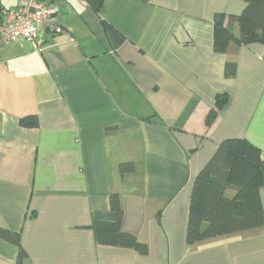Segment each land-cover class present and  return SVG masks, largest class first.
Segmentation results:
<instances>
[{
	"label": "crops",
	"instance_id": "obj_1",
	"mask_svg": "<svg viewBox=\"0 0 264 264\" xmlns=\"http://www.w3.org/2000/svg\"><path fill=\"white\" fill-rule=\"evenodd\" d=\"M45 1L62 33L0 48V228L19 234L23 264H264V225L185 241L194 179L218 145L245 139L264 160V45L212 44L214 16L240 15L243 0ZM16 3L0 0V18ZM27 116L36 128L19 125ZM112 194L146 254L96 244L91 217ZM259 196L264 216V180ZM16 260L0 240V264Z\"/></svg>",
	"mask_w": 264,
	"mask_h": 264
},
{
	"label": "trees",
	"instance_id": "obj_2",
	"mask_svg": "<svg viewBox=\"0 0 264 264\" xmlns=\"http://www.w3.org/2000/svg\"><path fill=\"white\" fill-rule=\"evenodd\" d=\"M85 1L94 11H98L104 0ZM243 2L244 9L240 15L214 16L212 44L215 53H226L231 44L264 45V0ZM103 26L108 37L117 40L116 44L124 40L113 27L106 23ZM227 101V95H217L211 112L220 110ZM19 125L36 128L38 121L35 116H27L19 120ZM132 171L130 163L119 166L122 177ZM263 180L264 160L260 150L245 139L223 140L194 179L189 198L186 245L263 227L264 216L259 196ZM122 217L119 198L112 194L109 197V211L95 213L91 217L89 228L96 244L146 254L147 247L121 229ZM0 240L16 247V264H23L27 255L20 245L19 234L0 228Z\"/></svg>",
	"mask_w": 264,
	"mask_h": 264
},
{
	"label": "built area",
	"instance_id": "obj_3",
	"mask_svg": "<svg viewBox=\"0 0 264 264\" xmlns=\"http://www.w3.org/2000/svg\"><path fill=\"white\" fill-rule=\"evenodd\" d=\"M57 9L45 0H17L14 8L3 10L0 18V48L6 44L25 41L35 49L41 48L39 32L45 29L55 36L62 33L55 21Z\"/></svg>",
	"mask_w": 264,
	"mask_h": 264
},
{
	"label": "rangeland",
	"instance_id": "obj_4",
	"mask_svg": "<svg viewBox=\"0 0 264 264\" xmlns=\"http://www.w3.org/2000/svg\"><path fill=\"white\" fill-rule=\"evenodd\" d=\"M238 34V33H237Z\"/></svg>",
	"mask_w": 264,
	"mask_h": 264
}]
</instances>
